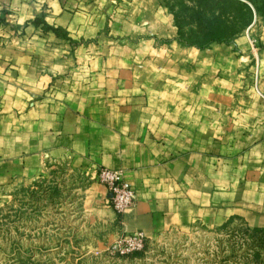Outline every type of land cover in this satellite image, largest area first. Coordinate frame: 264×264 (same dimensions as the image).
I'll use <instances>...</instances> for the list:
<instances>
[{"label":"crops","instance_id":"obj_1","mask_svg":"<svg viewBox=\"0 0 264 264\" xmlns=\"http://www.w3.org/2000/svg\"><path fill=\"white\" fill-rule=\"evenodd\" d=\"M49 175L105 239L264 232V50L189 45L161 0H0V192Z\"/></svg>","mask_w":264,"mask_h":264},{"label":"rangeland","instance_id":"obj_2","mask_svg":"<svg viewBox=\"0 0 264 264\" xmlns=\"http://www.w3.org/2000/svg\"><path fill=\"white\" fill-rule=\"evenodd\" d=\"M193 46L241 36L264 50V0H161ZM255 13L262 15L254 17ZM62 178V179H61ZM61 179V180H60ZM71 178L49 175L0 192V264H264V232L240 224L170 232L132 254L91 229Z\"/></svg>","mask_w":264,"mask_h":264},{"label":"built area","instance_id":"obj_3","mask_svg":"<svg viewBox=\"0 0 264 264\" xmlns=\"http://www.w3.org/2000/svg\"><path fill=\"white\" fill-rule=\"evenodd\" d=\"M254 45H251V49ZM252 51H254L252 49ZM95 179L98 184L104 186L110 195L109 206L117 215H121L125 209L133 203V192L128 183L123 180L122 172L107 168H99ZM146 241L145 235L136 232L120 236L110 250L117 255H128L139 251Z\"/></svg>","mask_w":264,"mask_h":264},{"label":"trees","instance_id":"obj_4","mask_svg":"<svg viewBox=\"0 0 264 264\" xmlns=\"http://www.w3.org/2000/svg\"><path fill=\"white\" fill-rule=\"evenodd\" d=\"M252 14L254 15V17H256V15H257V16L262 15V14L260 13V11H259L258 13H255L254 10H252ZM211 42L225 43V42H228V41H225V40H223V39H213V41H211ZM211 42H209V43H211ZM187 44L192 45V44H190V43H187ZM207 44H208V43H207ZM204 45H206V44H204ZM204 45H200V46H197V47H201V46H204ZM192 46H193V45H192Z\"/></svg>","mask_w":264,"mask_h":264}]
</instances>
